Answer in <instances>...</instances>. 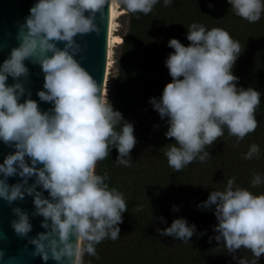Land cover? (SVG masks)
Listing matches in <instances>:
<instances>
[{"label":"clouds","instance_id":"clouds-1","mask_svg":"<svg viewBox=\"0 0 264 264\" xmlns=\"http://www.w3.org/2000/svg\"><path fill=\"white\" fill-rule=\"evenodd\" d=\"M118 2L129 13L147 15L158 0ZM108 3L38 0L20 26L19 47L13 48L0 65V140L16 149L0 163V198L12 204L23 200L25 194L33 196V215L44 218L41 227L47 231L38 233L29 243L35 246L32 255L45 262L52 259L57 264H85V254L99 259L96 246L105 239L120 238L118 225L128 211L124 194L110 187L106 183L108 173L97 174L96 166L109 157L113 147L118 150L115 162L132 166L130 153L137 143L134 126L114 110L102 87L75 59L83 51L75 37L99 34L97 13L102 20ZM171 3L164 0L165 7ZM228 3L236 16L249 23L258 22L264 13V0ZM187 28L189 46L175 38L168 41L174 52L168 55L165 66L172 81L159 99L150 100L160 117L168 118L165 135L175 143L165 145L163 151L169 166L177 172L195 160L205 162L210 156L206 146L222 137L225 128L237 141L253 133L258 127L255 112L261 103V93L253 87L238 88L239 78L232 74L242 52L239 41L220 27L209 30L193 22ZM58 42L64 43L63 49L57 47ZM26 59L42 68L45 90L37 95L41 101L53 103L49 111L42 112L31 98L19 102L26 91L22 83L6 84L9 76L17 81L28 76ZM259 154V145L252 144L243 158L251 160ZM15 175L23 178L22 182L9 185L7 178ZM32 177L35 182L29 185ZM262 183L261 176L253 174L251 186ZM38 186L49 193L50 199L37 191ZM212 206L218 221L214 239L223 242L238 264H257L264 254V194L256 195L236 185L233 177L223 190L212 191L199 205L205 209ZM12 211L17 217L11 222L15 233L26 237L32 231L28 214L19 207ZM134 211H142V206L137 205ZM157 231L188 243L196 227L179 218ZM241 248L251 251L254 258L250 262L237 257ZM3 256L0 251V259Z\"/></svg>","mask_w":264,"mask_h":264},{"label":"trees","instance_id":"trees-1","mask_svg":"<svg viewBox=\"0 0 264 264\" xmlns=\"http://www.w3.org/2000/svg\"><path fill=\"white\" fill-rule=\"evenodd\" d=\"M193 22L209 30L223 28L239 41L242 52L232 74L239 78L238 88L253 87L260 92L261 103L255 112L258 127L253 133L237 141L225 128L222 137L206 146L210 156L205 162L195 160L177 172L163 151L165 145L175 143L165 135L168 118L162 119L150 100L159 99L172 81L165 66L168 55L174 52L168 41L175 38L189 46L187 27ZM121 37L115 49V76L108 100L134 126L137 143L130 153L131 167L115 162L118 150L113 147L109 157L97 163L96 173H108L106 183L124 194L128 211L118 225L120 238L102 241L96 246L99 259L85 254V264H238L223 242L214 239L218 234L214 231L218 223L214 206L205 209L199 205L212 191L223 190L233 177L236 185L264 194V183L251 186L253 174L264 180V13L258 22L249 23L233 13L228 0H172L170 7L158 0L147 15L128 12L127 29ZM252 144L259 145L260 154L246 160L243 154ZM137 205L142 211H134ZM174 207L178 210L173 211ZM179 218L196 227L188 243L157 231ZM236 255L249 262L254 258L244 248ZM257 264H264V254Z\"/></svg>","mask_w":264,"mask_h":264},{"label":"water","instance_id":"water-1","mask_svg":"<svg viewBox=\"0 0 264 264\" xmlns=\"http://www.w3.org/2000/svg\"><path fill=\"white\" fill-rule=\"evenodd\" d=\"M37 2L38 0H0V65L10 57L13 48L19 47L21 41L17 39V35L20 26L25 23L26 17L30 15L31 7ZM110 14L111 0L104 8L102 20L99 13H97L95 22L100 29L99 34L93 32L85 35L78 34L75 37L77 43L83 47V51L77 54L75 59L89 71L97 81L98 86L102 87V92L108 59ZM57 47L63 49L64 43L58 42ZM24 64L29 70L28 76H22L18 78V81L9 76L6 84L11 86L16 82L22 83L26 91L19 102L23 103L25 99L31 98L38 103L42 112L49 111L54 107L53 103L41 101L37 95L39 91L45 90L43 88L44 73L41 66L31 59H26ZM29 92L31 93L30 97ZM15 151L14 146H9L0 140V163H3L4 159ZM25 159L26 162L31 163L30 158L26 157ZM38 167H42V165H38ZM0 178H3L2 174H0ZM22 179L19 175L10 176L7 178V183L14 185L21 183ZM34 182L35 177L29 178V185ZM37 191L43 192L44 198L50 199L49 193L42 186H38ZM16 207L21 208L29 216L32 231L26 237L17 235L12 227L11 222L17 219L12 209ZM34 212L33 196L25 194L23 200L14 201L12 204L0 198V251L4 253L3 258L0 259V264H57L52 259L45 262L40 256L32 255L35 246L30 244L29 240L35 238L38 233L47 231V229L41 227L44 218L39 215L34 216Z\"/></svg>","mask_w":264,"mask_h":264},{"label":"rangeland","instance_id":"rangeland-1","mask_svg":"<svg viewBox=\"0 0 264 264\" xmlns=\"http://www.w3.org/2000/svg\"><path fill=\"white\" fill-rule=\"evenodd\" d=\"M116 9H119L122 11L120 14H117L116 17L113 20V32L117 35H122L126 29H127V23H128V11L118 2V0H115ZM117 43H113L109 48V57H108V67L106 69L105 73V79H104V85H103V93L106 95L109 99L111 88L113 85V80L115 76V62H114V56H115V49Z\"/></svg>","mask_w":264,"mask_h":264},{"label":"bare ground","instance_id":"bare-ground-1","mask_svg":"<svg viewBox=\"0 0 264 264\" xmlns=\"http://www.w3.org/2000/svg\"><path fill=\"white\" fill-rule=\"evenodd\" d=\"M122 11L119 9H116L115 0H111V14H110V31H109V48L113 43H119L122 40V37L120 35H117L113 32V20L116 17L117 14H120ZM109 48H108V57H109ZM108 60H107V66L108 67ZM106 73V72H105Z\"/></svg>","mask_w":264,"mask_h":264}]
</instances>
